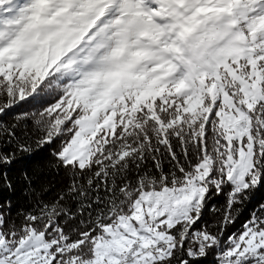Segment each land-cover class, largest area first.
<instances>
[{"label": "snow or ice", "instance_id": "1", "mask_svg": "<svg viewBox=\"0 0 264 264\" xmlns=\"http://www.w3.org/2000/svg\"><path fill=\"white\" fill-rule=\"evenodd\" d=\"M0 264H264V0H0Z\"/></svg>", "mask_w": 264, "mask_h": 264}, {"label": "trees", "instance_id": "2", "mask_svg": "<svg viewBox=\"0 0 264 264\" xmlns=\"http://www.w3.org/2000/svg\"><path fill=\"white\" fill-rule=\"evenodd\" d=\"M30 107H31V105H23L21 110L28 109Z\"/></svg>", "mask_w": 264, "mask_h": 264}]
</instances>
